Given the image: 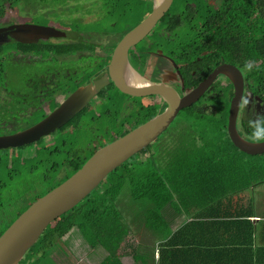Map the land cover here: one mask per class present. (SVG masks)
I'll list each match as a JSON object with an SVG mask.
<instances>
[{
    "label": "flooded vegetation",
    "instance_id": "obj_1",
    "mask_svg": "<svg viewBox=\"0 0 264 264\" xmlns=\"http://www.w3.org/2000/svg\"><path fill=\"white\" fill-rule=\"evenodd\" d=\"M153 1L151 0L152 10ZM179 1H182V5L184 4L183 11L176 13L179 6L177 5L175 10L173 8V13L170 15L167 13L161 20L164 21L165 27L161 25L155 33L156 36L161 37L156 41V48L140 49L138 48L139 43L129 51L132 68L148 82L171 89L180 99L203 82L211 79L217 72L228 67L236 68L243 81L238 122L239 133L243 138L251 141L264 140L258 139V137H264V0H207L206 4H202L201 1L173 0V3L177 4ZM100 20L102 19H98V25ZM169 21L175 24L172 32L168 31ZM193 29L194 32H192ZM58 31L63 32L64 30ZM96 31L99 33H93ZM93 32L91 31L90 34H95V36L82 33L83 36L79 34V38L61 36V39L60 37L47 39L45 43L64 42L68 45L80 46L73 52H38L24 48L12 52L14 57L10 63L14 66L9 68L8 73L5 74L6 81L0 88V137L18 134L32 128L65 104L79 89L107 75L109 61L104 68L99 69V67L108 56L110 60L111 52L122 38H118V34L112 31L111 26L108 29L100 26ZM187 32H190L188 38ZM65 33L63 32V36ZM56 34L55 32L54 36ZM46 36L42 35L41 38H46ZM114 36L117 38L115 39ZM151 37L153 39L154 35ZM112 39H115V42ZM41 42L43 40H39L37 45H41ZM15 43L33 45V43L22 40ZM110 44H115L112 51L110 48H104ZM88 45H95L98 49L92 51ZM136 53L146 55L145 60L139 58ZM95 56L101 59L97 63L94 74L85 81L79 78V72L68 69L71 62H78L79 57L91 59ZM11 69L14 71H10ZM23 73H26L24 89L19 88ZM15 75L18 80H10ZM111 88H115L114 90L123 96V103L121 101L119 103L127 111L124 117L120 115L119 119L122 117V121L117 120L119 122L116 129L118 132L133 130L140 126L137 124L141 118L146 116L147 119L150 115H154L155 118L167 109L166 102L160 97H129L120 93L110 81L105 90L96 98H101L105 91ZM235 96L236 86L232 79L225 74H220L201 98L180 114L192 109L197 114L210 115L218 114L221 109H229L230 118ZM214 107L218 110L211 112ZM210 108H212L211 113H206ZM88 111L89 109L85 108L53 134L60 132L62 136L71 132L77 133V129L84 131L82 116ZM254 129H258L260 134H254ZM53 134L33 144L0 149V151H14L18 148L36 146L41 142L43 148H54L55 143L52 142L51 145L44 143L46 139L53 141ZM69 139L72 146L70 152L66 153L69 164L74 159H83L82 154L85 155V159L86 151L98 147L99 142L105 143V140L99 141L98 139L97 144L91 145V148L81 149L79 142L73 143V138ZM85 145L86 143L83 146ZM67 162L68 160H65L62 163L60 160L61 166L56 163L51 165V168L57 165L54 171L58 169L70 173ZM74 173L67 174L62 180Z\"/></svg>",
    "mask_w": 264,
    "mask_h": 264
},
{
    "label": "trees",
    "instance_id": "obj_2",
    "mask_svg": "<svg viewBox=\"0 0 264 264\" xmlns=\"http://www.w3.org/2000/svg\"><path fill=\"white\" fill-rule=\"evenodd\" d=\"M14 1L0 0V8ZM97 2L102 3L101 19L107 24L106 28H110L108 24L116 23L111 29L118 34L119 39L133 29L134 25L130 23L131 17L140 12L141 0H97ZM173 8L174 3L168 15L173 12ZM1 12L0 9V14ZM127 12L131 16L130 19L119 26H117L118 21H112L125 18ZM75 19L80 20L77 16ZM167 26L168 31L172 32L175 24L169 21ZM1 27L5 25L0 23ZM115 28L117 29L114 30ZM19 45L12 42L0 46V88L6 81L5 74L9 71L7 66L14 57L12 52L19 50ZM72 46L64 42L37 46L21 45L26 50L38 52H73L75 48H80L78 45ZM88 47L92 51L98 49L95 45ZM114 47L115 44L104 46L111 51ZM108 61L109 56L101 63L99 69L104 68ZM184 115L208 123L203 126L204 130L199 138L191 137L187 133L180 134L172 140L173 142H158L155 152L149 150L150 145L141 153L131 157L110 173L105 182L83 202L47 228L38 246H35L38 251L42 246L46 247L49 244L51 247L54 246L52 240H62L72 229L78 228L91 247L95 248L98 244H102L109 251L108 260H114L119 243L129 233L127 215L133 220H138L137 218L146 214V225L155 226L159 213L175 200L180 209L187 212L190 209L222 208L224 200L232 195L228 193V188H232L235 194L239 191L251 190L254 185L264 182V154L260 155L259 159L256 157L258 155L247 154L234 144L228 133L229 109H221L218 114L210 115L197 114L190 109L186 110ZM153 118L154 115H150L147 119L145 116L137 125ZM128 131L125 134L129 133ZM125 134H120L117 138ZM254 134H260L258 129H254ZM102 147L103 145L99 149ZM58 148L59 146L55 153L60 152ZM50 149L52 148H44L43 151H48L46 153L50 156L54 153ZM93 152L88 151L85 159H74L70 164L68 159L70 173L78 171L94 154ZM146 154L147 157L141 156ZM57 165L53 169H56ZM230 183L232 185L227 186ZM60 184L61 182L54 188ZM131 203L137 205L136 210H133L135 206Z\"/></svg>",
    "mask_w": 264,
    "mask_h": 264
},
{
    "label": "water",
    "instance_id": "obj_3",
    "mask_svg": "<svg viewBox=\"0 0 264 264\" xmlns=\"http://www.w3.org/2000/svg\"><path fill=\"white\" fill-rule=\"evenodd\" d=\"M172 3L173 0L153 1L151 14L125 34L112 51L107 75L79 89L65 104L32 128L18 134L0 137V149L23 147L40 141L64 127L78 113L87 108L90 102L105 90L109 81L123 95L133 98L157 96L167 104V109L162 114L97 150L78 171L39 199L12 223L0 236V264L23 263L27 254L39 243L49 226L83 202L108 178L110 173L159 139L174 124L180 112L194 105L220 74L229 76L236 86V96L232 102L228 127L231 140L247 154H264V140L251 141L243 138L239 133L243 81L236 68L228 67L217 72L211 79L188 92L182 99L164 85L148 82L132 68L129 51L151 34L166 16ZM55 32L56 29L53 27L35 24H13L1 27L0 46L20 40L38 41L42 35H47L46 39H48L53 37ZM27 35L32 36L25 38L24 36Z\"/></svg>",
    "mask_w": 264,
    "mask_h": 264
},
{
    "label": "rangeland",
    "instance_id": "obj_4",
    "mask_svg": "<svg viewBox=\"0 0 264 264\" xmlns=\"http://www.w3.org/2000/svg\"><path fill=\"white\" fill-rule=\"evenodd\" d=\"M186 1H201L202 4L207 3V0ZM177 5L179 6L176 10V13H181L183 11L182 6H184V4L182 5V1H179L177 4H174V10ZM0 9L2 10L0 14V23L4 24L5 27L13 24H35L38 26H52L56 29L57 34L54 37L48 38L51 40L59 37L61 39V36L79 38L80 36H83L81 35L82 33H87V35L95 36V34H90V32L97 30L98 28H100V26L101 28H106L107 26V24H105L101 20L98 25V19H101L103 10L102 3L97 2V0H15L13 3L4 4ZM139 11L140 12H138L136 16L131 17L127 12L125 18H122L120 20L114 19L112 21H118L117 26H119L122 22L130 19L131 17L132 19L130 23L134 25V27L137 26L151 14V0H141ZM171 13L173 12L171 11ZM76 16L79 17L80 20L75 19ZM114 16L117 17V15ZM115 25L116 23L108 24V26L111 27H114ZM161 25L165 27L164 21H161L154 28L151 34L138 45V48L147 49L150 47L151 49H155L156 41L161 38L160 36H156L155 33L159 30L158 27H160ZM116 29L117 28H115L114 30ZM57 30H64L63 32H66L65 36H63L62 31L57 32ZM162 31L163 30H161V32ZM192 32H194V29L192 30ZM93 33L98 34L99 31ZM189 33L190 32H187V38ZM152 35H154L153 39H151ZM30 36L32 35H27L24 37L30 38ZM91 38L93 39V37ZM114 38L116 39L117 36H114ZM115 39H112V41L115 42ZM39 40H43V42H41L40 44H45L47 41L46 38H40ZM38 41L29 43L37 45ZM10 46H14V44H10ZM21 48V45H19V50ZM136 55L139 56V58H141L142 60H145L146 58V55H141L138 53H136ZM100 59L101 58H99L98 56H95L91 59L88 57H79L78 62H71L68 69L79 72V78H82V80L85 81L94 74L97 63ZM13 66L14 64L9 63L7 68H11ZM10 71L14 70L11 69ZM25 75L26 73L22 74L19 88L24 89L25 87ZM11 80L17 81V75H15V77H12ZM114 89H107L101 98H94L90 102L87 107L89 111L82 116V125L84 127V131L77 129V133L71 132L68 133V135L62 136L60 135V132H57L53 134V141H51V139H46V141H44V143H46L47 145H51L52 142L55 143L56 147L50 150L54 152L59 146L58 149L60 153L54 152L50 156H48L46 153L48 151H43L44 148L42 147V142L37 143L36 146L18 148L14 151H0V236L12 223L17 221L20 216L25 213L31 206H33L39 199L49 193L50 190H53L56 184L60 182L63 183L70 177L68 176L65 180H62L67 174L69 175L70 173L62 170L59 171L58 169L57 171H54L51 168V165H54L56 163L60 165V160H62V163H64L65 160H68L66 159V153L70 152L72 148L69 138H73V143L79 142V146L82 147L81 149H86L88 147L91 148V145L97 144L96 141L98 139L99 141L105 140V143L99 142L100 145L98 147L93 149L91 148L90 150L86 151H89L91 153V151L96 152L101 145H103L104 147L107 144L116 141L119 138H117V136H120V134L125 132H118L116 130L119 126V122L117 120L119 119L120 115L124 117V114L127 111L125 110L123 105L119 103L120 101L123 103V96ZM216 109L218 110L217 107H214L213 111H211L212 108H210L206 111V113L215 112ZM205 119L210 120L208 118ZM119 120L122 121V117ZM207 124L208 123H205V120L198 121L196 119L185 116L184 113H181L174 121V124H172L170 128L165 133H163L159 139L151 144L149 150L155 152L157 150L158 142H173L172 140L177 138L180 134L184 133L191 135V137L196 136L197 138H199L204 130L203 126ZM66 142L68 144H65ZM85 143L86 145L83 146ZM56 154H58V156H56ZM260 155L256 157L260 159ZM84 156L83 154L81 155L83 159ZM141 156L147 157V154ZM104 185L105 183L103 184V186ZM131 204H134L135 208L133 210H136L137 205L135 203ZM176 206L177 204L175 202H171L168 207ZM137 219L138 220H133V218L128 215V221L130 220L132 222V226L139 229L143 218L140 217ZM78 230V228L72 229L67 235L62 238V240H52L54 246L51 247L50 244L46 247L42 246V249L40 248L39 251L42 250L44 251V253H46V259L49 258L48 254L50 252H53L58 253L59 256L66 255L65 258L69 256V258H72L77 262L80 261L81 259H83V253L80 254V250L78 251V249L75 247V245H77L76 243L82 239L80 238L82 237V233L80 234ZM86 243L90 246L89 242L86 241ZM37 251L38 249L36 247L32 248L31 251L27 254L23 263L20 264H32L33 256L35 258L36 254H38ZM67 252H70V255ZM50 263L52 262H49L47 264Z\"/></svg>",
    "mask_w": 264,
    "mask_h": 264
},
{
    "label": "crops",
    "instance_id": "obj_5",
    "mask_svg": "<svg viewBox=\"0 0 264 264\" xmlns=\"http://www.w3.org/2000/svg\"><path fill=\"white\" fill-rule=\"evenodd\" d=\"M228 191L232 195L222 208L187 212L175 200L177 206L167 205L155 226L146 225V214L139 229L129 220L114 260H108L102 244L93 248L81 235L75 245L83 253L80 261L53 252L46 259L44 251H37L32 264H264V182L251 190Z\"/></svg>",
    "mask_w": 264,
    "mask_h": 264
}]
</instances>
